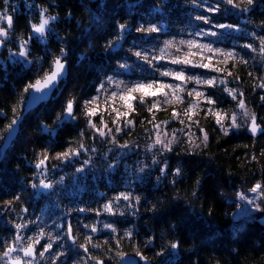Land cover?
<instances>
[{
    "label": "trees",
    "instance_id": "trees-1",
    "mask_svg": "<svg viewBox=\"0 0 264 264\" xmlns=\"http://www.w3.org/2000/svg\"><path fill=\"white\" fill-rule=\"evenodd\" d=\"M204 1L38 0L57 18L47 49L37 42L32 46L34 57L42 59L43 67L37 70L19 63L6 68L0 65V256L17 236L15 223L27 221L29 212L33 208L38 212L42 206L35 188L40 184L36 165L41 160L51 169L62 166L72 156L58 158L59 154L112 146L101 142L89 117L80 111L83 99L93 96L110 77L125 75L144 43L160 35H180L194 26L193 13ZM249 6V10L242 9L241 16L230 5H220L217 19L233 27L244 24L245 19L253 35L264 37V0H252ZM17 19L18 30L29 37L31 25L37 22L26 14ZM139 23L143 31L138 29ZM151 27L163 31H147ZM62 55L69 61L68 78L48 103L25 116L12 146L3 149L8 126L23 112L29 93L25 88L44 78ZM234 73L231 85L239 88L259 118L255 124L260 133L252 135L250 128L225 134L214 120L201 118L199 135H206L207 142L173 147L151 162L147 179L136 185L140 196L136 208L115 221L131 234L120 244L113 237L97 246L83 244L89 253L81 252V256L84 254L95 264H122L128 255L143 257L145 264H264V203L258 214L241 223L235 217L239 195L249 193L257 184L264 187V90L260 86L264 85V75L261 70L246 67H238ZM217 98L224 99V95ZM69 101L74 108L71 118L65 111ZM225 102L232 101L227 97ZM142 104L136 103V115L131 117L137 131L132 137L128 133L119 136L120 142L145 135L154 123L169 119L163 114L153 117L148 106ZM144 147L142 143L136 146L142 150ZM154 171L157 177H153ZM102 191L108 194L116 189L102 183ZM76 210L82 213L70 226L76 234L74 243L68 236L70 250L81 246L85 230L97 225V213L102 212L94 203ZM100 232L105 235L101 228ZM173 243L178 247L173 249ZM75 253L71 251V257ZM6 261L0 259V264Z\"/></svg>",
    "mask_w": 264,
    "mask_h": 264
},
{
    "label": "rangeland",
    "instance_id": "rangeland-1",
    "mask_svg": "<svg viewBox=\"0 0 264 264\" xmlns=\"http://www.w3.org/2000/svg\"><path fill=\"white\" fill-rule=\"evenodd\" d=\"M223 4L228 3L226 0L204 1L193 13L196 22L194 26L185 28L180 35H160L144 43L137 51L142 55L140 57L135 55V63L127 67L129 71L125 75L110 77L108 82L101 83L93 96L83 99L80 111L89 117L91 127L95 125L92 128L101 142H110L112 146H105L103 150L83 148L79 151V155H72L63 162L62 166L48 169L46 165V167L39 168L37 179L40 184L35 188L37 198H41L42 206L38 212L36 208H33L29 212L30 218L27 221L21 224L15 223L16 226L26 225L19 228L16 233L17 236L23 238L16 244L17 249L27 247L29 244L37 249V260L24 259L25 262L31 261V264H95L96 262L84 254L80 255L81 252L89 253L88 249L85 251L80 246L70 250L68 247L70 243L67 229L79 219L77 214L82 213L76 208L94 203L96 208L101 207L102 209V212L99 211L96 216L98 220L95 226L96 231L85 230V241L81 245L93 243L97 246V243L110 242L111 237L115 239V243L120 244V241L131 233L127 228L120 229L115 221L118 217H124L127 212L131 214L136 208L135 202L139 201L140 197L136 185L147 179V171L152 170L151 162L153 164L161 155L170 152L177 145L199 146L201 141L207 142L204 139L205 135L201 137L199 135L197 125L200 124L201 118L214 120L221 130L226 129L227 132L249 131L253 117L256 123L259 118L251 110L246 97L242 95L239 88L231 85V77L235 75L234 71L238 67L261 70L264 75V52L261 51L264 47L262 44L264 37L257 38L256 33L253 35L254 33L243 18L244 24L240 23L238 26L214 27L220 24L228 25L217 19L221 15L220 5ZM228 5L234 12L238 10L237 13L241 16L242 9H250L248 0H233V4ZM209 7H215L217 11H209ZM20 14H26L37 22L32 25H39L42 18L55 17L48 9L42 7L38 0H0V29L7 33L6 36H0V41L4 42V49L0 51V65L6 68L19 63L32 68L37 67L38 70L43 67V62L40 57H34L36 50L32 47L33 43L37 42L44 50L47 49L49 38L55 33L57 18L50 19L42 36L35 33L31 25V35L24 37L22 31L18 30L17 18ZM8 17H11V26L8 24ZM197 17H208L210 23L206 24ZM138 25L140 29L142 23ZM160 30L163 31V29ZM201 30L205 33L214 32L216 34L197 35L196 33ZM156 32L159 33V31ZM181 41L184 43L182 44ZM188 41H196L200 45H208L219 51L209 52L206 48H189ZM25 42L26 46L22 48ZM245 45H251V47H245ZM21 51H26L27 55L20 56ZM228 52L234 55L229 57L226 55ZM145 55L151 63L143 58ZM185 58L191 63H171L173 59ZM200 64H209V67H199ZM163 71H183L185 80L179 81L172 76H162L160 73ZM188 77H198L201 80L214 78L215 83L214 86L206 83L197 84L194 79H188ZM153 80L158 83L152 88L131 93L135 99L128 101L119 98L121 92H127V87L139 82L147 84ZM160 83L179 85L183 90L175 87L161 90ZM118 84L119 87H117ZM262 88L264 90V87ZM196 91L203 95L196 96ZM113 92L117 93L115 97L112 96ZM189 92L192 94L189 95ZM222 95L224 99L228 97L232 102L223 103V98H217V96L221 98ZM93 98H96L95 102L89 103L93 101ZM141 98L144 101L142 105L148 106L153 117L160 114L170 117L167 121L154 123L145 131V135H140L126 143L120 142L119 136L128 133L132 137L137 131L135 119L131 117L136 115V103H141ZM208 99L214 103L209 104ZM241 101L244 103L243 109L239 107ZM154 104L156 107H153ZM92 111L95 115L89 114ZM174 111L178 114L177 116H173ZM118 113H120L119 116ZM0 116H2L1 112ZM233 116L236 118L237 126L235 127L232 126ZM72 120L76 122L77 118ZM117 128L120 130L117 131ZM97 129H101L105 134L100 135ZM158 138L163 143H157ZM140 143L146 146L143 150L136 148ZM165 144L168 145L167 148L164 147ZM148 158L150 160H147ZM152 175L157 177L155 171ZM41 182L50 184L51 187L43 188ZM102 183L104 186L108 185L116 189V192L108 194L103 192ZM243 195L246 199H240V195L238 197L239 207L235 216L238 223L258 214L259 211L256 210L255 204H259L262 209L261 205L264 203V192L250 191ZM124 196H128V199H124ZM249 199L254 200V204H248ZM106 206H110L111 211ZM100 228L103 229L104 236ZM93 236H96V240ZM49 243L52 247L45 252L44 248ZM71 251L76 252L73 257H71ZM41 252L44 253L43 256L40 255ZM19 256L21 254L18 250L15 254H11L7 261Z\"/></svg>",
    "mask_w": 264,
    "mask_h": 264
},
{
    "label": "snow or ice",
    "instance_id": "snow-or-ice-1",
    "mask_svg": "<svg viewBox=\"0 0 264 264\" xmlns=\"http://www.w3.org/2000/svg\"><path fill=\"white\" fill-rule=\"evenodd\" d=\"M251 2H252V0H248V3H249V4H250ZM226 3H228V4H233V0H226ZM234 6H235V5H234ZM208 10H209V11H212V12H215V11H217V8H215V7H209ZM50 19H55V17L42 18V19H41V22L39 23V25H35V24L32 25V29H33V31H34L35 33H39V34H41V36H42V35L44 34L45 30H46V26L49 24ZM197 19L202 20V21H203L204 23H206V24L210 23L208 17H197ZM11 22H12L11 17H8V24H9V26H11ZM120 27L123 28L124 26L121 25ZM214 27L226 28V27H233V26H231V25H223V24H220V25H214ZM140 30L143 31L144 29H140ZM147 31H149V32H156V31H159V29H158L157 27H151V28L147 29ZM196 34H197V35H206V34L215 35L216 33H214V32L205 33L203 30H201L200 32H198V33H196ZM6 35H7L6 31H4L3 29H0V36H6ZM0 43H2V41H0ZM181 43L183 44L184 42L181 41ZM262 44H264V41H262ZM25 46H26V42H25V45H22V48H24ZM169 46H170V44H169ZM187 46H188L189 48H200V49H204V48H206L209 52L219 51V50H214V49H212V48L209 47L208 45H200V44H199L198 42H196V41H188V42H187ZM245 47H251V45H245ZM261 51L264 52V47L261 48ZM222 54H223V53H222ZM19 55H20V56H25V55H27V52H26V51H21V52L19 53ZM135 55H136L137 57H140L142 54H141L140 52H136ZM226 55L229 56V57H232V56L234 55V53H232V52H228ZM143 58H144L148 63H151V60L148 59L147 55H145ZM160 58H162V57H160ZM171 63H173V64H189V63H191V61L188 60V59H186V58H185V59H173V60L171 61ZM198 66H199V67L208 68V67H209V64H200V65H198ZM63 67H64V65L60 62L59 59H57V60L55 61V69H56V70L53 71V72H51L49 75H46L42 82H41V81H37L36 84H32V85H29L28 87H26V88H25V92L29 91V89H33V90L36 91V92H41V91H43L44 88H50V87L55 86V81L58 79L59 76L62 75ZM121 67H124V65H121ZM160 74H161L162 76H172L174 79L179 80V81H184V80H185V74L183 73V71H179V72L163 71V72H161ZM188 79H194L195 82H196L197 84H200V83H206V84H208L209 86H214V83H215L214 78H213V79H209V80H201V79H199L198 77H188ZM157 83H158V82L155 81V80H153V81H151V82H149V83H147V84L142 83V82L136 83V84H134V85H132V86H130V87H127V92H126V93H125V92H121L119 98H120L121 100H128V101H130V100H132V99H135V97H133V96L131 95V93H134V92H141V91H144V90L147 89V88H152V87H153L154 85H156ZM101 87H103V86H101ZM117 87H119V84L117 85ZM174 87H175V88H180L179 85L173 86V85H170V84H163V83H160V84H159V88H160L161 90H163L164 88H174ZM262 87H264V85H262ZM180 90L182 91L183 89L180 88ZM191 94H192V93L189 92V95H191ZM195 94H196V96H201V95H203V93H201V92H199V91H196ZM116 95H117L116 92H113V93H112V96H113V97H115ZM234 98H235V97H234ZM95 99H96V98H93V101H90L89 103L95 102ZM143 102H144V101H143V98H141V103H143ZM207 102H208L209 104L214 103V101H212L211 99H208ZM129 107H131L130 104H129ZM153 107H156V105L154 104ZM239 107L242 108V109L244 108V103H243V101L240 102ZM65 111H66V115H67V117H72V116H73V102H72V101H69V102H68V104L66 105V110H65ZM89 114H90V115H95V112L92 111V112H90ZM245 114H247V113H245ZM117 115L119 116L120 113H118ZM177 115H178V114L174 111V112H173V116H177ZM217 122H218V123L220 122L219 119L217 120ZM16 123H17V120L14 119V120L12 121V123L8 126L9 129H13V126H14ZM129 123H131V122H129ZM232 126H233V127L237 126V125H236V118H235V116L232 117ZM92 127H95V125H92ZM157 127H158V126H157ZM119 130H120V129L117 128V131H119ZM97 131L100 133V135H104V134H105L101 129H97ZM109 131H111V130H109ZM251 131H252L253 133H255V132L257 131L256 125H255V118H254V117H253V119H252V127H251ZM262 131H264V130H262ZM225 134H227V130H226V129H225ZM204 139H205V141L207 140V136H206V135H205ZM156 142H157V143H163L159 138L157 139ZM83 147H84V146L81 145V148H83ZM164 147L167 148L168 145L165 144ZM70 155H79V151H78V150H75V151H69V152L62 153V154H59V155H58V158H61V157H63V158H68ZM46 158H47V157H45V159H46ZM43 164H44V160H41V161L36 165V167L39 168V167H41V165H43ZM177 172H179V169L177 170ZM41 183H42V187H43V188H50V187H51L50 184L43 183V182H41ZM34 187H35V185H34ZM250 191H252V192H254V193H255V192H258V191H260V192H264V187H262V185H260V184H257V185H255ZM123 198H124V199H128V196H124ZM240 199L243 200V199H246V197H245L243 194H240ZM248 204H254V200L249 199V200H248ZM106 208H107L109 211H111L110 206H106ZM255 208H256L257 211H261V210H262V209L260 208L259 204H255ZM25 226H26V225H17L16 227H17V229H19V228H22V227H25ZM92 231L95 232V231H96V228L93 227V228H92ZM41 235H42V233H41ZM69 235H71V227H70V226H69ZM21 239H23V238L20 237L19 235L16 236V237H15V240L13 241V243L10 244V245H8V246H7V250H5V251L3 252V255L0 256V259L9 258V257H11V254H12V253L17 252L18 250H19L20 252H23V255H24L25 257H31V256H33V254H34V247H33L32 244H29L27 247H23V248H19V249H17V247H16V242L19 241V240H21ZM88 239H89V241L91 240L90 237H89ZM36 242L38 243L39 241H36ZM51 247H52V245L49 243V244L44 248V251L47 252ZM81 247H84V246L81 245ZM171 247H172L173 249H175V248L178 247V245H177L176 243H173V244L171 245ZM85 251H87V248H85ZM43 254H44L43 252L40 253L41 256H43ZM138 254H139V253H138ZM122 258H123V257H122ZM141 258L143 259V257H141ZM12 264H31V261H27V262H25V261H23L21 258L17 257V258H14V259L12 260ZM98 264H102V262H98Z\"/></svg>",
    "mask_w": 264,
    "mask_h": 264
},
{
    "label": "water",
    "instance_id": "water-1",
    "mask_svg": "<svg viewBox=\"0 0 264 264\" xmlns=\"http://www.w3.org/2000/svg\"><path fill=\"white\" fill-rule=\"evenodd\" d=\"M3 47H4V42L0 43V51L2 50ZM57 59H59L60 62L64 65L63 70H62V75L58 77V79L55 81V86H53V87L44 88L43 91H41V92H36L33 89L29 90V93H28L27 98L25 100V104L23 107L22 114L16 118L17 123L13 126V129L8 128V130L4 136V139L2 142V148L3 149L8 150L12 146L13 142L15 141V139L17 138V136L20 132V126H21L25 116L27 114H29L31 111L40 107L41 105L48 103L52 99V97L56 93V91L59 89L61 84L68 78V76H69V61L67 59H65V56H63V55L57 57L55 59V61ZM55 61L53 62L52 68L47 75H49L51 72L56 70L55 69ZM44 78H42L39 81L42 82ZM259 133H260V131L257 130L255 133L252 132V135L255 136V135H258ZM42 167H46V163L41 165V167H39V168L41 169ZM68 236L71 239V243H74L72 227H71V235H69V229H68ZM15 253L16 252H14L12 254H15ZM20 254H21V256H19V258H21L23 261H24V259H28L31 261L37 260V249L35 247H34V254L31 257H25L23 255V252H20ZM14 258H10L7 261V264H12V260ZM122 264H145V263H144V258L142 259L141 257H137L134 255H128L122 259Z\"/></svg>",
    "mask_w": 264,
    "mask_h": 264
}]
</instances>
